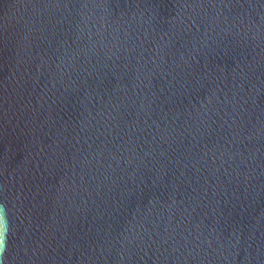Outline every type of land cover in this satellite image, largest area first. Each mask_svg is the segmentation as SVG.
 <instances>
[{"label": "water", "instance_id": "1", "mask_svg": "<svg viewBox=\"0 0 264 264\" xmlns=\"http://www.w3.org/2000/svg\"><path fill=\"white\" fill-rule=\"evenodd\" d=\"M0 264H264V0H0Z\"/></svg>", "mask_w": 264, "mask_h": 264}, {"label": "clouds", "instance_id": "2", "mask_svg": "<svg viewBox=\"0 0 264 264\" xmlns=\"http://www.w3.org/2000/svg\"><path fill=\"white\" fill-rule=\"evenodd\" d=\"M4 247V244H3V234L0 233V250H2Z\"/></svg>", "mask_w": 264, "mask_h": 264}]
</instances>
